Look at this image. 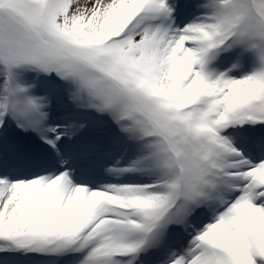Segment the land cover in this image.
<instances>
[{
	"label": "snow or ice",
	"instance_id": "obj_1",
	"mask_svg": "<svg viewBox=\"0 0 264 264\" xmlns=\"http://www.w3.org/2000/svg\"><path fill=\"white\" fill-rule=\"evenodd\" d=\"M53 73L75 108L135 145L105 169L116 182L77 179L75 146L60 145L87 121L50 123L51 95L35 90ZM10 119L54 159L17 173ZM22 253L264 264V0H0V264Z\"/></svg>",
	"mask_w": 264,
	"mask_h": 264
},
{
	"label": "rangeland",
	"instance_id": "obj_2",
	"mask_svg": "<svg viewBox=\"0 0 264 264\" xmlns=\"http://www.w3.org/2000/svg\"><path fill=\"white\" fill-rule=\"evenodd\" d=\"M195 14V6L192 5L189 9V11L182 15L180 13L179 20L181 22V25L183 23H186L188 19L192 17V15ZM225 65L227 64V61L223 62ZM36 79V73H28L26 76V80L28 82H33V80ZM36 83L38 87L35 90L36 95H45L50 94L52 103L50 105V112H52L54 115H56V119L53 122L50 118V123L55 124L59 122H65L67 120L71 119H78L80 121H87L85 125V129L89 128L90 130H93V133L89 136L87 143L84 147V149L79 148V142L82 141V134H85L84 128L81 130L79 136L73 140H65L61 143L65 155H71L69 152V149L71 146H75L76 148V155L73 156L71 163L72 166L77 169V179L78 180H91L94 183L100 184V183H107V182H116L117 178L108 176L105 174V169L107 167H111L115 164V162L118 159L122 158V164L127 163L129 159L133 158L135 156V145L131 144L130 142L124 140L122 137H120L117 133V130L115 128V125L111 123V121H108V118L106 116H101L99 114H96L94 112H87L83 109H77L75 108L69 101L68 97L65 95L64 92V86L66 84H61L60 86H57L59 89L53 91V87H55L54 82L51 81V76H48L46 74H41L39 76V79L36 80ZM63 83L62 81L56 82V84ZM43 85V86H42ZM61 91V92H57ZM95 119V125H90V122ZM104 121H107V123H104ZM247 127V126H245ZM20 129V128H19ZM112 129L114 130V135L112 137V149L114 151V154L112 156V159L109 161V165L106 166V168L96 177L90 178L88 174H86V166L83 164V160L79 157H84L85 155H88L90 153V149L93 148V146H97L98 143L101 142L103 139V135L105 131ZM22 136L24 138V141L22 140L18 145H16L14 142H10L12 144H9L12 149V165L15 169V171L19 174L27 175L29 173L37 171V167L34 163V161L38 157H46L49 160L54 159V153L52 150H49L46 148L42 140L40 139L39 135L36 132L33 131H27L29 134V138L26 136V133L24 130L20 129ZM96 132V133H95ZM87 134V133H86ZM240 137L239 143L241 147L244 146V139L243 135L238 133L237 134ZM7 145V146H9ZM60 145V146H61ZM6 146V148H7ZM96 149V148H93ZM127 149V150H126ZM5 171H8V168H5ZM122 182H138V181H146V177H140L138 175H128L125 177L119 178ZM207 222V220H205ZM190 240V235L184 234L180 236H174L173 237V247L176 249H180L182 246H185L187 242ZM71 258H56V257H49V256H43L39 254H34V256L29 254H19L13 264H70Z\"/></svg>",
	"mask_w": 264,
	"mask_h": 264
}]
</instances>
